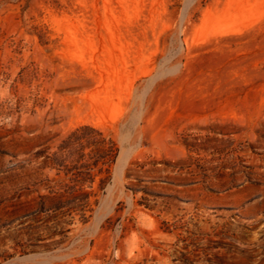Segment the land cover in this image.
Listing matches in <instances>:
<instances>
[{"label":"rangeland","instance_id":"1","mask_svg":"<svg viewBox=\"0 0 264 264\" xmlns=\"http://www.w3.org/2000/svg\"><path fill=\"white\" fill-rule=\"evenodd\" d=\"M84 124L112 180L35 212ZM0 264H264V0H0Z\"/></svg>","mask_w":264,"mask_h":264},{"label":"trees","instance_id":"2","mask_svg":"<svg viewBox=\"0 0 264 264\" xmlns=\"http://www.w3.org/2000/svg\"><path fill=\"white\" fill-rule=\"evenodd\" d=\"M119 151L117 141L101 129L89 124L77 127L51 157V166L64 177L56 184L47 185L48 194H39L35 212H58L72 217L80 213L86 217L87 211L92 210V197L104 191L112 180V167ZM43 180L36 184L41 185ZM96 180L97 188L94 187Z\"/></svg>","mask_w":264,"mask_h":264}]
</instances>
